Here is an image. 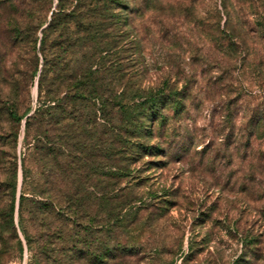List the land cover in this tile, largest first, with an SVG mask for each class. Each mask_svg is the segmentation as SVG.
Returning <instances> with one entry per match:
<instances>
[{
	"label": "trees",
	"instance_id": "1",
	"mask_svg": "<svg viewBox=\"0 0 264 264\" xmlns=\"http://www.w3.org/2000/svg\"><path fill=\"white\" fill-rule=\"evenodd\" d=\"M159 7L171 4L0 0V264L195 259L183 234L168 241L167 200L135 171L184 108L185 88L145 83L134 20Z\"/></svg>",
	"mask_w": 264,
	"mask_h": 264
},
{
	"label": "rangeland",
	"instance_id": "2",
	"mask_svg": "<svg viewBox=\"0 0 264 264\" xmlns=\"http://www.w3.org/2000/svg\"><path fill=\"white\" fill-rule=\"evenodd\" d=\"M164 2L171 8L140 15L134 27L145 83L169 80L185 88L184 108L169 111L172 117L159 139L163 154L146 155L135 171L141 184L167 200L168 241L178 231L185 253L189 242L194 245L189 264H232L252 249L259 252L254 264H264L260 2ZM25 258L10 264H24Z\"/></svg>",
	"mask_w": 264,
	"mask_h": 264
}]
</instances>
